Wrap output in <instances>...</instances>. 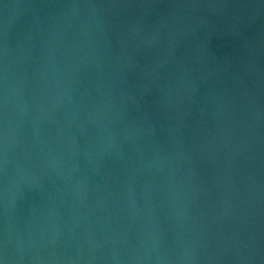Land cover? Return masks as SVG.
<instances>
[{
  "label": "water",
  "instance_id": "95a60500",
  "mask_svg": "<svg viewBox=\"0 0 264 264\" xmlns=\"http://www.w3.org/2000/svg\"><path fill=\"white\" fill-rule=\"evenodd\" d=\"M0 264H264V0H0Z\"/></svg>",
  "mask_w": 264,
  "mask_h": 264
}]
</instances>
